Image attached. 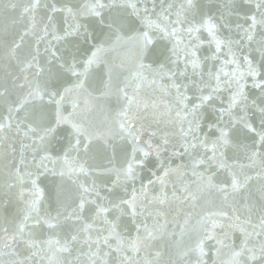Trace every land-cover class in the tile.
<instances>
[{
	"label": "snow or ice",
	"instance_id": "snow-or-ice-1",
	"mask_svg": "<svg viewBox=\"0 0 264 264\" xmlns=\"http://www.w3.org/2000/svg\"><path fill=\"white\" fill-rule=\"evenodd\" d=\"M244 3L7 0L0 264H264V0Z\"/></svg>",
	"mask_w": 264,
	"mask_h": 264
},
{
	"label": "water",
	"instance_id": "water-1",
	"mask_svg": "<svg viewBox=\"0 0 264 264\" xmlns=\"http://www.w3.org/2000/svg\"><path fill=\"white\" fill-rule=\"evenodd\" d=\"M73 3H76L77 0H72ZM200 4L203 5V7L205 8V10H208L209 8L213 9V11H215L216 9H221L224 6V0H199ZM233 4L235 6H240L243 5L244 8H248L251 7V5L244 3V0H233ZM18 13L17 12H11L8 8L7 5V0H4V2L2 4H0V19H3V21L5 22V24L10 23V18L16 16ZM242 15V13H241ZM231 19L233 21H236L239 19L238 16L234 15L231 17ZM59 23V21H58ZM234 26V25H233ZM227 34V33H226ZM3 34L0 33V36H2ZM79 43V42H77ZM10 71H14L13 68H10L8 66V64L5 62L3 63L2 66H0V82H4L7 83L8 77H7V73ZM93 86H96V83H93ZM66 107H68L70 109V105H66ZM113 107H115V105L113 104ZM6 108H7V103H3L0 104V111H3L5 115H7L6 112ZM108 114L106 113H101L97 115V119L99 120H104L106 118ZM69 135V130L67 128L61 129L59 130V142L62 143L63 139L65 137H67ZM240 139L246 143V144H251L252 141L250 139H245L243 137V135L241 134ZM54 145L58 148L59 147V143L54 141ZM122 146V142H117V146H116V151L117 153H119L120 151V147ZM17 148H19V144H17ZM228 156L233 157V160L230 162H239L240 160H242V154L238 153V152H234V151H229L228 152ZM31 159V156H29V160ZM3 164L7 165L9 164V160L7 158V154L5 153V159L3 160ZM155 164L154 160H150L148 162V166L147 168L143 171L142 175L144 177H147L149 175V169L151 170H155L153 168V165ZM5 173L7 172V168L4 169ZM223 175H221V179H223ZM59 183V177L53 176L51 174H46L41 176L39 184L40 187L44 189L45 191V196L46 197H52L56 191V187ZM146 183V180H145ZM137 187H139V183H137ZM255 185L253 186V191H255ZM17 206L16 204L10 203L9 202V195L7 193V190L5 189L4 194L2 196V202H0V218H2L5 222V226H8V221L13 219V216L16 212ZM122 228L123 231L125 233H129L131 232L132 235H135V224L134 222L130 221L129 218L124 217L123 218V222H122ZM239 232H234V233H230L231 239L235 242V243H239ZM206 251H209V249H206ZM226 251V250H225ZM209 255H211L213 257V260H217L216 257V253H215V249L212 248L209 251ZM205 259H207V257H205ZM226 259V257H225ZM209 264H212V261H209ZM217 264H218V260H217Z\"/></svg>",
	"mask_w": 264,
	"mask_h": 264
}]
</instances>
